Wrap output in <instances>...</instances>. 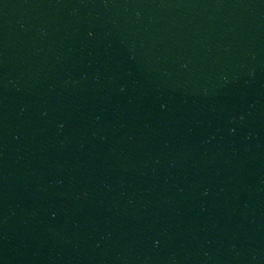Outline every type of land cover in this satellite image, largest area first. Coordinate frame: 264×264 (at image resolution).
<instances>
[{
  "label": "water",
  "instance_id": "water-1",
  "mask_svg": "<svg viewBox=\"0 0 264 264\" xmlns=\"http://www.w3.org/2000/svg\"><path fill=\"white\" fill-rule=\"evenodd\" d=\"M0 264H264V0H0Z\"/></svg>",
  "mask_w": 264,
  "mask_h": 264
}]
</instances>
